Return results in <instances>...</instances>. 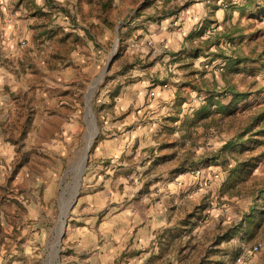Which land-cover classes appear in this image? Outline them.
<instances>
[{
  "label": "rangeland",
  "instance_id": "1",
  "mask_svg": "<svg viewBox=\"0 0 264 264\" xmlns=\"http://www.w3.org/2000/svg\"><path fill=\"white\" fill-rule=\"evenodd\" d=\"M33 8L19 79L0 87L13 104L0 100V264H85L69 229L108 218L113 192L148 195L168 220L141 264H264V0H68L56 33ZM141 77L142 104L116 111ZM165 83L175 100L156 114L147 105ZM133 254L126 245L111 264Z\"/></svg>",
  "mask_w": 264,
  "mask_h": 264
},
{
  "label": "crops",
  "instance_id": "2",
  "mask_svg": "<svg viewBox=\"0 0 264 264\" xmlns=\"http://www.w3.org/2000/svg\"><path fill=\"white\" fill-rule=\"evenodd\" d=\"M67 2L68 0H0V43L2 44L3 56L5 58L0 63V87L3 88L5 86L11 92L13 91L14 83L19 79L17 76L18 63L20 62L19 42L23 38H30L33 34V31L29 28V24L33 20L31 12L36 10L33 6L37 5L41 10L51 13V21L49 20L48 24L43 28L51 30V33H56L58 27H61V31L65 30L66 32L68 30L66 26L69 25V18L59 7L62 9L63 6H66ZM167 34L166 29L156 33L157 38L166 37ZM183 38V35H176L174 42L179 44ZM177 48H173V45L172 47L167 45V50H169V54H172V57L177 56L174 54ZM28 74V72L25 73L26 77H28ZM146 79L144 77L137 78L132 83L130 88L133 90L134 95L130 99L120 97L117 100L116 111L129 109L135 100L138 104H142L145 95L144 90L147 83H149V80L147 81ZM154 96V100L147 107L151 105L155 106L151 111L153 110L156 114L165 112L174 103V87L169 86V83H165L163 86H160L157 94L155 91ZM10 99L9 93L0 96L1 102H4V111L6 113L13 109ZM143 110L145 109H139L138 112H144ZM135 112L136 110L133 111L132 115L136 117L139 113ZM1 116L3 115H0V119L2 118ZM127 141L128 139L124 145ZM110 194L107 191L105 195L109 197ZM112 194L113 196L110 198L111 203L114 200H118L115 201L118 205L116 206L113 203L112 212H110L108 218L99 220L94 216L82 226H79L78 229H69V234H72L70 239L74 241V244L80 251L85 252V257L83 258L85 264H111L126 245H129V249L133 248L134 250L132 263L141 264L144 260L151 257L152 252L153 254L159 253L160 245H162L164 238L156 240V236L168 220H159L157 216L158 207L152 203L148 195L142 197V201L140 202L135 199L124 203L121 194L115 195L114 192ZM98 198V195L88 194L83 199V202L93 201L97 203ZM114 228L118 229L115 239L111 236Z\"/></svg>",
  "mask_w": 264,
  "mask_h": 264
},
{
  "label": "trees",
  "instance_id": "3",
  "mask_svg": "<svg viewBox=\"0 0 264 264\" xmlns=\"http://www.w3.org/2000/svg\"><path fill=\"white\" fill-rule=\"evenodd\" d=\"M229 60H232V56L230 55V57L228 58ZM244 59H249V58H245V57H242V56H239L236 60H234V61H242V60H244ZM234 61H230L231 62V64H233L234 63ZM237 94H239V92L237 91V93H236V95ZM244 139H241V138H238L237 140H234V141H229V142H227V147L228 148H232L233 146V148L234 149H237V150H240L241 149V147H239V144H241V141H243ZM257 140H259V141H263V139L262 138H258ZM255 159H252L250 162V165H252L253 163H255V161H254ZM244 165H245V163L244 164H239V165H237L236 167H235V173L237 174L238 172H240L242 169H243V167H244ZM249 165V166H250ZM247 170V169H246ZM260 210V208L258 209H256V211H259ZM252 217H253V215H252ZM250 222H252L251 220H250Z\"/></svg>",
  "mask_w": 264,
  "mask_h": 264
},
{
  "label": "built area",
  "instance_id": "4",
  "mask_svg": "<svg viewBox=\"0 0 264 264\" xmlns=\"http://www.w3.org/2000/svg\"><path fill=\"white\" fill-rule=\"evenodd\" d=\"M207 2H211L212 0H206ZM192 174L196 177L199 176L200 170L199 169H193ZM252 254V249L245 250L243 254L238 258L240 262H245L248 257Z\"/></svg>",
  "mask_w": 264,
  "mask_h": 264
},
{
  "label": "water",
  "instance_id": "5",
  "mask_svg": "<svg viewBox=\"0 0 264 264\" xmlns=\"http://www.w3.org/2000/svg\"><path fill=\"white\" fill-rule=\"evenodd\" d=\"M90 147L87 148L86 153L89 151ZM87 158V155L85 156V160ZM84 168H85V163H83V167L81 168L80 172L77 174V187L80 185L81 179H82V173L84 172ZM68 216V214H65V219H64V225L67 224V220L66 217ZM64 228V226H63ZM58 244H59V240H58Z\"/></svg>",
  "mask_w": 264,
  "mask_h": 264
},
{
  "label": "bare ground",
  "instance_id": "6",
  "mask_svg": "<svg viewBox=\"0 0 264 264\" xmlns=\"http://www.w3.org/2000/svg\"><path fill=\"white\" fill-rule=\"evenodd\" d=\"M90 146H91V144H89L88 147H90ZM83 158H84V156H83ZM82 167H83V165H82ZM76 186H77V181H76ZM57 245H58V241L54 243V246H55L56 250H58Z\"/></svg>",
  "mask_w": 264,
  "mask_h": 264
}]
</instances>
